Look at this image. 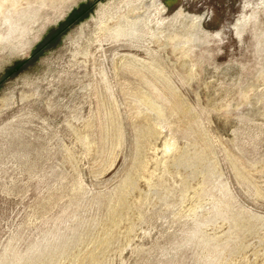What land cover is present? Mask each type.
Returning a JSON list of instances; mask_svg holds the SVG:
<instances>
[{"label":"rangeland","instance_id":"obj_1","mask_svg":"<svg viewBox=\"0 0 264 264\" xmlns=\"http://www.w3.org/2000/svg\"><path fill=\"white\" fill-rule=\"evenodd\" d=\"M0 264H264V0H0Z\"/></svg>","mask_w":264,"mask_h":264}]
</instances>
